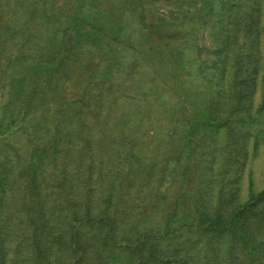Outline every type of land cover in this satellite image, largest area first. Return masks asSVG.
I'll list each match as a JSON object with an SVG mask.
<instances>
[{
  "label": "trees",
  "instance_id": "obj_1",
  "mask_svg": "<svg viewBox=\"0 0 264 264\" xmlns=\"http://www.w3.org/2000/svg\"><path fill=\"white\" fill-rule=\"evenodd\" d=\"M164 1L157 17L141 0H0V264L119 245L138 264H264V188L238 198L264 120V1ZM113 5L145 65L125 61Z\"/></svg>",
  "mask_w": 264,
  "mask_h": 264
},
{
  "label": "rangeland",
  "instance_id": "obj_2",
  "mask_svg": "<svg viewBox=\"0 0 264 264\" xmlns=\"http://www.w3.org/2000/svg\"><path fill=\"white\" fill-rule=\"evenodd\" d=\"M11 1L13 0H10V2ZM23 1L26 5L28 6L30 5L29 3L30 0H23ZM141 2H142V7L147 10V14L150 13L157 17H160L161 15L165 14L166 11L171 9V6L167 5L166 4L167 1H164V0H141ZM50 6L51 5H49V7ZM113 6H114V10H116V12L114 13L115 17L113 19L114 20L116 19L117 22L121 23L120 28H121L122 39H125V42L130 41V44L129 45L127 44V46L130 49H128V52L125 55L126 56L125 61L128 62L129 60L136 59L140 61V66L142 64L145 65V63L142 62L141 60V56L137 55V51L138 53L140 52V48L138 47L139 35H138V31L134 30V27L136 26V24H135V19L133 17L134 16L133 13L130 11V9H124L122 5H120V7L119 6L116 7L117 5H113ZM263 11H264V8H263ZM5 17L8 18L7 16ZM12 24L15 25L14 23ZM192 26L193 25L190 24L189 29H191ZM196 33H197L196 36L198 38V42L201 41L204 44V46L207 47L208 40L206 37V30L203 28H199V30H197ZM127 38L129 40H127ZM262 50H263V55H264V44H263ZM201 56L205 57L204 52L201 53ZM149 73H151V69H149L147 65L142 66L141 70H138L140 79H143V78L148 79L147 74ZM262 75L264 76V69H263ZM145 83H147V81H145ZM142 85L147 86V84H142ZM258 88L259 89L257 93L255 94L254 102H253L254 109H256V107L260 104L261 93L264 88V80L261 81V84ZM77 89L79 88H76V90ZM121 90L123 94L126 92V89L124 88H122ZM262 114H264L263 110H262ZM248 131L251 134L250 140L255 142V146L253 150L249 149V153H248L249 157L247 156L244 171L239 180V185H238L239 200H246L251 191L257 192L264 188V120L260 121V123L252 124V126L248 127ZM148 134L150 135L151 132L149 131ZM152 155H154L153 152L152 153L149 152L148 154H146L147 159H151ZM159 155L160 154L158 153L157 156ZM156 160H159V158L155 159L154 161ZM159 168L160 167L157 166L155 171H158ZM189 186L193 188L195 184L191 183ZM154 187H156V185ZM157 189H161V188L157 187ZM170 198L171 197L168 192L166 194L165 201L169 200ZM92 230L93 229H88V232H91ZM119 244H123V242H120ZM110 250L112 251V253L105 252V253H102L99 257L98 255L88 254L86 257V264H138L137 256L136 255L131 256L129 254V251H127V249L122 248V245H119V247L115 250L113 249H110ZM197 261L203 264H209L210 262V261L206 262L201 256L197 257Z\"/></svg>",
  "mask_w": 264,
  "mask_h": 264
}]
</instances>
